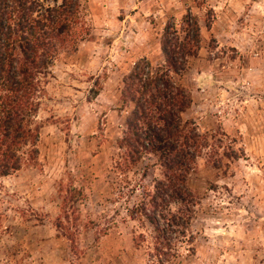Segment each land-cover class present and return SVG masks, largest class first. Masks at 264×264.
Listing matches in <instances>:
<instances>
[{"label": "rangeland", "instance_id": "374dc122", "mask_svg": "<svg viewBox=\"0 0 264 264\" xmlns=\"http://www.w3.org/2000/svg\"><path fill=\"white\" fill-rule=\"evenodd\" d=\"M79 1L90 35L54 60L36 160L0 178V264H264V0ZM185 15L197 18L200 41L174 76L191 97L183 122L239 158L214 168L212 148L203 151L187 179L189 243L163 259L149 222L131 213L161 170L151 155L118 167L131 109L121 90L134 64L160 67L162 33L183 38Z\"/></svg>", "mask_w": 264, "mask_h": 264}, {"label": "trees", "instance_id": "16d2710c", "mask_svg": "<svg viewBox=\"0 0 264 264\" xmlns=\"http://www.w3.org/2000/svg\"><path fill=\"white\" fill-rule=\"evenodd\" d=\"M168 27L160 40V67L153 72L143 60L122 79L121 100L131 109L117 141L123 156L118 167L130 168L151 155L161 170L152 192L131 213L149 222L155 256L163 259L174 258L178 248L189 243L194 194L187 179L203 151L212 148L209 159L214 168L222 165L223 158H239L230 148L220 153L215 135L200 134L194 124L183 122L191 97L174 76H181L188 59L197 55L200 28L190 15L182 18L183 38L166 33ZM89 35L79 0H0V178L35 162L39 96L51 67L60 53L74 51ZM97 91L92 90L93 95ZM67 192L73 198L82 196L72 187Z\"/></svg>", "mask_w": 264, "mask_h": 264}]
</instances>
